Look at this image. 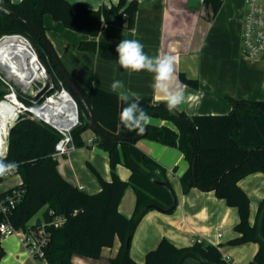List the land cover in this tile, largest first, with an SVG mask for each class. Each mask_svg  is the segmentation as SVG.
Returning <instances> with one entry per match:
<instances>
[{
  "label": "trees",
  "instance_id": "1",
  "mask_svg": "<svg viewBox=\"0 0 264 264\" xmlns=\"http://www.w3.org/2000/svg\"><path fill=\"white\" fill-rule=\"evenodd\" d=\"M204 2L215 11L222 4V0ZM126 3L127 0H119L117 4H102L98 9H91L83 0L76 5L69 0H21L17 3L0 0L3 7L0 9V38L6 34H21L31 41L49 71L61 79L78 99L81 124L73 131L76 145L83 146L84 131L92 129L96 145L109 153L112 171L110 180L98 175L102 185L98 192L90 193L74 185L61 175L59 160L52 156L60 134L29 113H22L9 133L6 159L20 163L16 173L21 175L22 182L14 188L23 189L24 197L13 209L9 220L17 229L26 228L44 207V220L51 219V210L67 217L64 225L50 228L51 239L46 247L50 264H76L75 256L99 259L102 250L112 247L117 238L120 250L110 258L109 264H182L189 257L201 264H231L224 258L220 245L196 240L191 245L177 246L166 237L147 253L143 263L131 256V240L144 214L154 206L171 212L178 202L166 168L137 146V141L145 137L184 152L190 164L180 178L184 193L191 187L214 191L228 205L238 209L237 235L228 243H258V251L250 264H264V198L260 201L256 221L251 223V200L240 185L245 176L254 172L264 173V100L228 96L232 105L228 113L189 116L178 110L169 113L164 101L144 97L141 107L150 116L171 121L176 128L151 124L143 134H138L118 128L119 113L126 105L118 100L116 94L100 87L83 90L65 68L85 103L61 71L55 50L43 39L47 37L44 17L51 14L65 28L89 37L80 40L79 50L117 60L115 48L118 43L97 37L105 24L133 28L139 2L131 0L128 5ZM180 79L193 88H199L197 79L188 78L184 73H180ZM4 93L5 87L0 80V99ZM18 95L30 103L22 93ZM91 117L96 127L91 125ZM119 164L131 170L127 181L116 172ZM0 179L4 180L2 176ZM129 186L135 190L137 201L132 216H125L119 210V204ZM14 188L4 191L1 196L11 193ZM4 219L0 212V222ZM3 246L0 237V258L5 255Z\"/></svg>",
  "mask_w": 264,
  "mask_h": 264
},
{
  "label": "crops",
  "instance_id": "2",
  "mask_svg": "<svg viewBox=\"0 0 264 264\" xmlns=\"http://www.w3.org/2000/svg\"><path fill=\"white\" fill-rule=\"evenodd\" d=\"M10 1L17 3L21 0ZM69 1L76 5L82 0ZM83 1L91 9H98L102 4L110 6L112 3H119V0ZM130 1L127 0L128 3ZM137 1L139 8L134 16L133 28L105 24L97 39L114 43H119L122 39H135L144 44V51L151 56H174L175 76L179 81L180 73H184L188 78L199 82V88H193L181 81L185 85L186 100L178 111H184L189 116L225 114L232 108L228 96L264 100V53L261 57L252 59L242 52L244 0H222L217 11L205 4L204 0ZM50 16L45 14L44 17L46 35L65 68L83 90L100 87L110 91L113 80H122L125 90L137 92L142 98L163 101L151 87L153 74L142 71L129 75L117 60L79 50L80 40L89 37L65 28L61 21L51 19ZM51 27L53 30H50ZM152 124L176 128L171 121L158 117H153ZM90 139H95V135L84 140L83 146L58 159L59 171L74 185L95 193L102 188L99 176L110 180L112 171L108 151L98 147L95 141L90 142ZM137 146L166 168L167 178L176 192L178 202L171 212L153 208L144 214L131 240V256L143 263L147 253L156 248L163 237L177 246L191 245L200 239L220 245L224 258L231 264H249L258 251L259 244L228 243L237 235L235 225L240 221L238 209L228 205L214 191L191 187L189 192L184 193L180 178L190 164L185 170L176 171V163L182 160V152L177 147L145 137L137 141ZM116 172L126 181L131 175V170L124 164H119ZM21 182L22 179L17 185ZM240 185L250 197V220L254 223L260 201L264 198V173H251L240 180ZM15 186L3 187L0 195ZM129 187L119 204V210L125 216H132L137 201L135 190L128 189ZM41 220L43 217L35 222ZM1 241L5 255L0 259V264H35L17 235L4 237ZM120 245L117 238L106 257L107 262L103 264H109L110 258L120 250ZM102 254L99 259L75 256L74 263L102 264ZM182 264L201 263L189 257Z\"/></svg>",
  "mask_w": 264,
  "mask_h": 264
},
{
  "label": "built area",
  "instance_id": "3",
  "mask_svg": "<svg viewBox=\"0 0 264 264\" xmlns=\"http://www.w3.org/2000/svg\"><path fill=\"white\" fill-rule=\"evenodd\" d=\"M244 6V23L241 33L242 52L247 57L256 59L264 53V0H244ZM12 36H20L29 42L38 59V69L41 74L25 80L22 78L21 72L23 73V71L19 68L20 66L17 69L20 72H17L0 63V80L5 87L3 98L0 99V155L7 156L11 126L17 122L22 113L27 112L60 134L55 145L56 149L52 154L54 158L60 159L78 147L73 137L74 129L81 124L78 99L66 88L61 79H57L56 75L49 71L26 36L6 34L0 38V41ZM19 92L29 99L30 103L24 102L19 97ZM10 96L17 100L18 108L7 116L4 102H9ZM15 112H18V115L13 119ZM2 127L4 129L7 127V134L2 133ZM94 141L95 139H90V142ZM15 173L2 177L5 179L8 175ZM23 194V189L14 188L11 193L0 195V212L5 217L0 222V237L2 239L10 235H17L35 264H50L46 256V247L51 239L50 228L64 225L67 217L55 214L51 210V219L30 223L26 228H15L9 220V216L24 197ZM198 241L201 240L198 239Z\"/></svg>",
  "mask_w": 264,
  "mask_h": 264
},
{
  "label": "clouds",
  "instance_id": "4",
  "mask_svg": "<svg viewBox=\"0 0 264 264\" xmlns=\"http://www.w3.org/2000/svg\"><path fill=\"white\" fill-rule=\"evenodd\" d=\"M144 48L139 40H120L115 48L117 62L129 75L142 71L153 74L152 89L166 103L168 112L175 113L186 100L185 85L175 76L176 58L172 55L151 56ZM110 91L126 105L119 113L118 128L143 134L152 124L153 117L141 107L140 94L125 90L122 80H113ZM19 167V162L9 161L0 155V176L15 173Z\"/></svg>",
  "mask_w": 264,
  "mask_h": 264
},
{
  "label": "bare ground",
  "instance_id": "5",
  "mask_svg": "<svg viewBox=\"0 0 264 264\" xmlns=\"http://www.w3.org/2000/svg\"><path fill=\"white\" fill-rule=\"evenodd\" d=\"M0 63H3L10 70L20 72L18 69L21 68L23 79H29L33 76L40 75L41 72L38 69V59L32 48L24 38L20 36H12L5 40L0 41ZM18 102L14 97L10 96L9 102L5 103V109L7 116L15 109L18 108ZM2 133L7 134V127H2Z\"/></svg>",
  "mask_w": 264,
  "mask_h": 264
},
{
  "label": "rangeland",
  "instance_id": "6",
  "mask_svg": "<svg viewBox=\"0 0 264 264\" xmlns=\"http://www.w3.org/2000/svg\"><path fill=\"white\" fill-rule=\"evenodd\" d=\"M50 17H51V19H53L52 15ZM50 30H53V28L51 27ZM47 39L49 40V37H47ZM94 135H95V133L93 132L92 129H87V130L84 131L82 137H83V139L85 141H87L90 137H94ZM179 151H181V150H179ZM181 156H182V160L179 163H176L177 164L176 165L177 166L176 167V171H178V172H181L182 170H185V168L186 167L188 168V166H189V161L186 158V156L184 155V152H182ZM21 179H22V177H21V175L19 173H15L13 175H8L4 180L0 181V191L5 186H11V185L15 186V185H17ZM128 189H133V188L130 186ZM42 216H43V210L39 211L38 214H36L31 219V221L35 222V221H37V219L42 218ZM110 249H111V247H106V249H104V253L102 254L103 256H102V260H101L102 264L107 262L106 261V257L109 256L110 251H111Z\"/></svg>",
  "mask_w": 264,
  "mask_h": 264
},
{
  "label": "water",
  "instance_id": "7",
  "mask_svg": "<svg viewBox=\"0 0 264 264\" xmlns=\"http://www.w3.org/2000/svg\"><path fill=\"white\" fill-rule=\"evenodd\" d=\"M0 9H3V7L1 6V4H0ZM6 11H7V12H10V11H8V10H6ZM38 32H39V31H38ZM39 33H41V32H39ZM43 39H44V41L48 44V46H50L51 49H54L53 45H52L51 42L47 39V37H43ZM56 55H57V54H56ZM56 60H57V63H58V65H59L61 71L64 73L66 79H67V80L69 81V83L72 85V87L74 88V90H75V92L77 93V95H78V96H79V97L85 102L84 97H83V95L81 94L79 88L76 86V84H75V83L73 82V80L71 79L70 75H69L68 72L66 71L65 67H64L63 64L61 63V61H60V59H59L58 56H56ZM85 103H86V102H85ZM86 106H87V104H86ZM87 108H88V111H90L88 106H87ZM17 115H18V112H15L14 115H13V119H14L15 117H17ZM92 117H93V116H92ZM92 117H91V125H92L93 127H96L95 121L93 120ZM15 124H16V123H14V124L11 126V128H12ZM9 133H10V131H9ZM159 183H161V184H165V182H163V181H160ZM175 206H176V205H174V206L171 208V210H173V209L175 208ZM154 207H155L156 209H158V210L168 212V209H161V208H159V207H157V206H154Z\"/></svg>",
  "mask_w": 264,
  "mask_h": 264
}]
</instances>
